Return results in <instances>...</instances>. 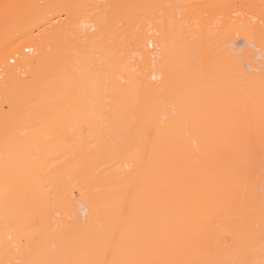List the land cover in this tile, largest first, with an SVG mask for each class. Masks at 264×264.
<instances>
[{
    "label": "bare ground",
    "instance_id": "1",
    "mask_svg": "<svg viewBox=\"0 0 264 264\" xmlns=\"http://www.w3.org/2000/svg\"><path fill=\"white\" fill-rule=\"evenodd\" d=\"M0 78V264H264V0H0Z\"/></svg>",
    "mask_w": 264,
    "mask_h": 264
},
{
    "label": "rangeland",
    "instance_id": "2",
    "mask_svg": "<svg viewBox=\"0 0 264 264\" xmlns=\"http://www.w3.org/2000/svg\"><path fill=\"white\" fill-rule=\"evenodd\" d=\"M16 9V6L15 5H13L12 7H10L8 10H7V13H11V11H13V10H15ZM63 17L62 18H65V16L64 15H62ZM22 13H20V16H19V21H20V23L18 24V26L16 27V28H20V26H21V23H22ZM3 27H10L11 26V24L9 23V22H6V23H4L3 25H2ZM34 33H36V31H34ZM30 52V51H29ZM28 51H26L25 53H29ZM31 53V52H30ZM12 63H14L15 64V62H12V61H10V64H12ZM1 79V78H0ZM4 108H6V106H4ZM227 218H228V216H227ZM225 235H227V234H225ZM227 236H225L224 238V240L225 241H227L226 243H224V244H226L227 245V243H229L230 244V249H228L229 251H230V253L231 254H233V252H235L234 251V248H235V243H230V239L229 238H226ZM227 239V240H226ZM229 239V240H228ZM241 247H243V246H241ZM225 248H227V247H224V249ZM237 250V249H236ZM225 251H227V250H225ZM237 252V251H236ZM228 255H229V253H227ZM226 254V255H227ZM230 254V255H231ZM242 254V253H241ZM244 254V253H243ZM227 255V256H228ZM235 255V254H234ZM238 255V254H237ZM242 257V256H241ZM240 257V258H241ZM232 258V257H231ZM230 257L228 258L229 260L231 259ZM242 259V258H241Z\"/></svg>",
    "mask_w": 264,
    "mask_h": 264
},
{
    "label": "snow or ice",
    "instance_id": "3",
    "mask_svg": "<svg viewBox=\"0 0 264 264\" xmlns=\"http://www.w3.org/2000/svg\"><path fill=\"white\" fill-rule=\"evenodd\" d=\"M149 35H150V33H149ZM145 46L146 47L148 46L147 40L145 41ZM152 46L154 47V45H152ZM111 70L112 71H117L118 69L116 67H113ZM121 76H122V73H121ZM103 264H116V262H109V261L105 260L103 262ZM144 264H151V262H144Z\"/></svg>",
    "mask_w": 264,
    "mask_h": 264
}]
</instances>
